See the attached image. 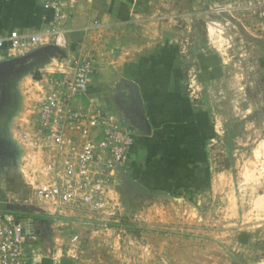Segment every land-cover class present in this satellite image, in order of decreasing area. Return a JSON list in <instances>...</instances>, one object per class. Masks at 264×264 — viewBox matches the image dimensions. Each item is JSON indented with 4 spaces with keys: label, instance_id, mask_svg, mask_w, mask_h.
<instances>
[{
    "label": "rangeland",
    "instance_id": "rangeland-1",
    "mask_svg": "<svg viewBox=\"0 0 264 264\" xmlns=\"http://www.w3.org/2000/svg\"><path fill=\"white\" fill-rule=\"evenodd\" d=\"M226 3L153 0L151 13L139 17L144 25L140 23L141 33L133 39L142 47L137 50L141 54L158 51L167 40L176 46L180 65L189 70L181 77L182 92L206 109L213 128L205 145L206 160L214 172L230 171L242 203L238 216L228 221L218 200L207 191L190 188L154 195L157 191L145 189L144 194L123 179L117 190L120 202L115 219L83 213L89 221H65L63 225L40 221L47 227L50 224L48 231H56L64 240L80 235V242L74 243L78 252L83 251L75 259L77 264H250L246 259L254 261L264 254L263 234L254 242L240 234L242 229L258 230L253 219H264V38L247 36L243 25L249 22L248 16L221 10ZM151 22L157 26L145 28ZM199 53L217 58L221 72L204 78L196 61ZM36 81L32 75L14 79L18 104L11 115L17 124L34 118L40 99ZM4 109L2 104L0 200L14 195L22 202L30 188L14 165L20 155L14 143L8 146L11 118ZM100 110L108 112L104 107ZM2 163L12 166L5 169ZM5 206L0 202V207ZM244 251L248 253L245 258Z\"/></svg>",
    "mask_w": 264,
    "mask_h": 264
},
{
    "label": "crops",
    "instance_id": "crops-1",
    "mask_svg": "<svg viewBox=\"0 0 264 264\" xmlns=\"http://www.w3.org/2000/svg\"><path fill=\"white\" fill-rule=\"evenodd\" d=\"M45 1L0 0V37L13 30L31 33L47 29L53 13L45 6ZM63 1L69 54L72 57L93 54L100 62L81 99L82 103L117 113L121 121L129 122L132 127L133 144L124 172L149 191L170 193L190 188L200 189L203 193L207 191L218 200L223 210L222 216L227 217L228 221L235 220L242 204L236 190L238 186L231 181L227 169L210 170L205 151V145L213 134L209 113L182 92L181 77H185L189 70L180 65L176 46L167 40L161 42L162 47L158 51L141 54L138 51L142 47H137L134 42V36L137 37L142 30L139 25L144 22L138 19L151 13L153 0ZM95 18L107 26L95 29ZM156 23L151 22L145 28L156 27ZM245 34L255 40L262 39L247 32ZM2 51L6 52V47ZM196 56L204 78L221 72L217 58L204 53ZM39 59L31 61L37 62ZM38 66H32L16 79L32 75L37 80L41 68L50 67L47 64ZM124 79L138 86L143 112L149 124L148 131L144 125L139 126L140 119L130 106ZM123 179L121 174L117 180V190L121 189ZM253 220L258 230L251 227L250 231H243L240 228V234L250 238L251 242L258 240L260 234L264 235V229H260L264 219ZM49 225H37V264H77L75 259L83 251L78 252V246L73 251L74 243L69 239L64 240L56 231H48ZM243 254L245 258L248 253L244 251ZM246 261L264 264V254L254 261Z\"/></svg>",
    "mask_w": 264,
    "mask_h": 264
},
{
    "label": "built area",
    "instance_id": "built-area-1",
    "mask_svg": "<svg viewBox=\"0 0 264 264\" xmlns=\"http://www.w3.org/2000/svg\"><path fill=\"white\" fill-rule=\"evenodd\" d=\"M227 1L220 9L246 14L245 32L264 38V0ZM45 6L53 13L47 29L31 33L13 30L0 37V61L45 45L66 51L65 58H51L50 67L39 71L40 99L33 120L12 121L8 128L20 155L15 165L30 195L22 202L14 195L0 200L6 204L0 207V264H36V215L60 225L89 221L83 213L115 219L120 202L117 180L133 144L129 122L121 121L117 113L82 103L100 67L99 59L93 54L72 57L64 1L46 0ZM106 26L100 19L93 21L95 29ZM70 241L79 243L80 235L74 234Z\"/></svg>",
    "mask_w": 264,
    "mask_h": 264
},
{
    "label": "water",
    "instance_id": "water-1",
    "mask_svg": "<svg viewBox=\"0 0 264 264\" xmlns=\"http://www.w3.org/2000/svg\"><path fill=\"white\" fill-rule=\"evenodd\" d=\"M65 57H66L65 50L55 47L54 45H45L25 55L12 57L10 59H5L0 61V110H1V105L3 104L5 108L4 110L7 109V111L9 112L7 117L11 119L8 120L9 121L7 124L8 128L11 124V121H13V116L11 115V111L17 103V94L15 90L14 79L19 77L25 71L27 72L28 70H30L34 65L44 66L49 63L51 58H57L58 60H60ZM37 58H40L39 61L37 62L31 61ZM124 82L127 87L126 89L129 92L130 106L131 107L133 106L135 115H137L138 119H140V121H138L140 125H144L148 131L149 124L143 112L142 101L138 90V86L136 83L128 79H124ZM4 96H6V98L8 99H5ZM0 116H1V111H0ZM7 142H8V146L11 148L13 144L10 140V137L9 139H7ZM9 149L8 151L11 150ZM121 174L124 179H127V181H129L133 186L137 187L141 191V193L147 194L145 188L138 185V183L134 179L130 178L127 173L123 171ZM157 194L165 195V193L162 191H157V193H155L154 195ZM39 223H36V225H39Z\"/></svg>",
    "mask_w": 264,
    "mask_h": 264
},
{
    "label": "trees",
    "instance_id": "trees-1",
    "mask_svg": "<svg viewBox=\"0 0 264 264\" xmlns=\"http://www.w3.org/2000/svg\"><path fill=\"white\" fill-rule=\"evenodd\" d=\"M34 217H35V219L38 220V221H43L44 219H45V220H48L47 218H45V217H43V216H37V215H36V216H34Z\"/></svg>",
    "mask_w": 264,
    "mask_h": 264
},
{
    "label": "flooded vegetation",
    "instance_id": "flooded-vegetation-1",
    "mask_svg": "<svg viewBox=\"0 0 264 264\" xmlns=\"http://www.w3.org/2000/svg\"><path fill=\"white\" fill-rule=\"evenodd\" d=\"M15 163H16V160H15ZM15 163H14V165H15ZM14 165H13V166H14ZM11 166H12V165H6L5 163H2V167L5 168V169H8V168L10 169ZM15 166H16V165H15Z\"/></svg>",
    "mask_w": 264,
    "mask_h": 264
}]
</instances>
